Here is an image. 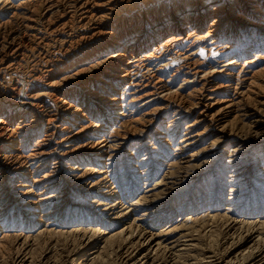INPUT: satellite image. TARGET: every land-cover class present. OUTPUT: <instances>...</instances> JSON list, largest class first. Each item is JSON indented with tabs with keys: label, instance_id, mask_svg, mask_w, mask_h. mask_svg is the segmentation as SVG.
Listing matches in <instances>:
<instances>
[{
	"label": "bare ground",
	"instance_id": "obj_1",
	"mask_svg": "<svg viewBox=\"0 0 264 264\" xmlns=\"http://www.w3.org/2000/svg\"><path fill=\"white\" fill-rule=\"evenodd\" d=\"M0 264H264V0H0Z\"/></svg>",
	"mask_w": 264,
	"mask_h": 264
},
{
	"label": "rangeland",
	"instance_id": "obj_2",
	"mask_svg": "<svg viewBox=\"0 0 264 264\" xmlns=\"http://www.w3.org/2000/svg\"><path fill=\"white\" fill-rule=\"evenodd\" d=\"M222 207H225V206H222Z\"/></svg>",
	"mask_w": 264,
	"mask_h": 264
}]
</instances>
